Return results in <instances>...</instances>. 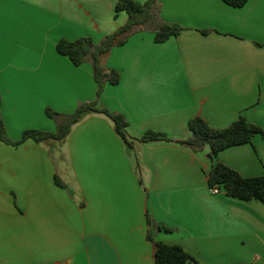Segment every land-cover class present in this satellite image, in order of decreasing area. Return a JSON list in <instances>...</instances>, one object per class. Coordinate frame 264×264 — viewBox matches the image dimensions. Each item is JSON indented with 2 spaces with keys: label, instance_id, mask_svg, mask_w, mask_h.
<instances>
[{
  "label": "crops",
  "instance_id": "1",
  "mask_svg": "<svg viewBox=\"0 0 264 264\" xmlns=\"http://www.w3.org/2000/svg\"><path fill=\"white\" fill-rule=\"evenodd\" d=\"M117 1L0 0L9 138L54 132L47 108L71 114L96 100L125 117L133 143L100 113L86 114L62 140L0 141V264H154V241L180 245L194 258L187 264H264V204L207 185L216 162L263 175L264 138L213 157L208 145L180 143L196 116L214 128L244 116L264 129V0H157L153 22L102 57L120 78L97 94L91 64L75 65L56 44L84 36L99 43L127 21ZM161 23L183 29L156 42ZM149 130L169 140L142 141Z\"/></svg>",
  "mask_w": 264,
  "mask_h": 264
},
{
  "label": "trees",
  "instance_id": "2",
  "mask_svg": "<svg viewBox=\"0 0 264 264\" xmlns=\"http://www.w3.org/2000/svg\"><path fill=\"white\" fill-rule=\"evenodd\" d=\"M233 7H242L247 0H223ZM157 0H146L137 2L135 0H118L115 11H123L127 14V21L117 28L113 33L104 36L95 44L91 37L84 36L74 40L61 38L56 44V51L67 56L75 65L89 62L93 69L94 78L98 84L97 94H100L105 83L116 84L120 75L116 70H107L101 65V59L115 45L123 44L127 37L140 25H147L154 20L157 11ZM183 28L174 23H161L157 26L154 40L163 42L171 36H177ZM100 113L107 116L113 123L116 133L123 141L132 147L133 143L127 137V121L120 113L112 112L104 107H99L97 101L83 102L77 105L71 114H60L51 108L46 109V115L56 122L54 132L40 129H29L23 131L21 138L13 141L9 138L6 126L0 111V141L19 145L27 139L41 142L46 139L62 140L67 137L77 122L86 114ZM190 136L180 141L192 150H199L204 145L210 148V155L217 154L227 147L250 143L254 136L260 135L264 138V129L239 116L231 124L223 128L210 126L202 117L196 116L188 120ZM142 141L169 140L163 133L153 130L146 131L141 136ZM209 188L217 187L227 196L241 200H260L264 204V174L246 177L237 170L224 163L216 162L210 168L207 175ZM149 225H157L147 216ZM166 231L171 229L158 225ZM150 237V234H149ZM154 264H187L194 258L178 244H168L161 241L153 242Z\"/></svg>",
  "mask_w": 264,
  "mask_h": 264
},
{
  "label": "built area",
  "instance_id": "3",
  "mask_svg": "<svg viewBox=\"0 0 264 264\" xmlns=\"http://www.w3.org/2000/svg\"><path fill=\"white\" fill-rule=\"evenodd\" d=\"M211 192L214 193V194H217L219 193L221 190L217 187H214V188H210Z\"/></svg>",
  "mask_w": 264,
  "mask_h": 264
}]
</instances>
